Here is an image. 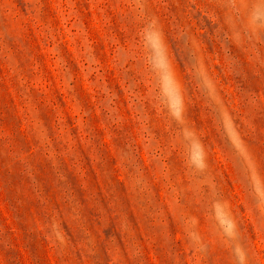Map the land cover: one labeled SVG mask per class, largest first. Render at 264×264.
<instances>
[{
	"label": "rangeland",
	"instance_id": "rangeland-1",
	"mask_svg": "<svg viewBox=\"0 0 264 264\" xmlns=\"http://www.w3.org/2000/svg\"><path fill=\"white\" fill-rule=\"evenodd\" d=\"M0 264H264V0H0Z\"/></svg>",
	"mask_w": 264,
	"mask_h": 264
}]
</instances>
